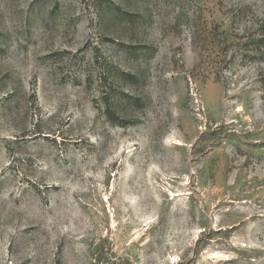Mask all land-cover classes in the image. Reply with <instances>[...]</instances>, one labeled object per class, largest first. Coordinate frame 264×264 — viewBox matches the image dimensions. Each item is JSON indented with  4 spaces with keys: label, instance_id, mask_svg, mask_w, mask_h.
<instances>
[{
    "label": "rangeland",
    "instance_id": "rangeland-1",
    "mask_svg": "<svg viewBox=\"0 0 264 264\" xmlns=\"http://www.w3.org/2000/svg\"><path fill=\"white\" fill-rule=\"evenodd\" d=\"M0 264H264V0H0Z\"/></svg>",
    "mask_w": 264,
    "mask_h": 264
}]
</instances>
